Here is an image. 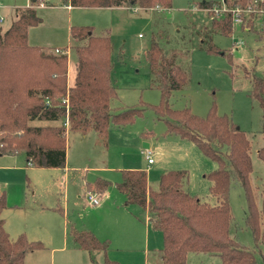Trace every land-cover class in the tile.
Segmentation results:
<instances>
[{"label": "trees", "instance_id": "16d2710c", "mask_svg": "<svg viewBox=\"0 0 264 264\" xmlns=\"http://www.w3.org/2000/svg\"><path fill=\"white\" fill-rule=\"evenodd\" d=\"M228 7H245L252 0H223ZM172 0H62L73 7H137L155 10L171 7ZM220 1L201 0L195 3L208 9ZM208 23L196 31L201 47L219 52L212 34L231 35L234 31L231 15L214 16L206 12ZM41 22L35 7L17 9L16 17L3 29L0 26V155L22 153L28 165L62 167L65 163L66 132L86 134L95 131L102 143L109 127L125 126L142 114L143 108L127 107L111 112L110 101L116 97L112 78L114 44L109 36L92 34L88 25L70 26L72 39L86 37L85 44L75 48L76 75L67 85L68 56L63 52H47L28 43V30ZM255 23L249 30L255 31ZM264 38V33L262 34ZM223 53V51H220ZM146 60L153 85L160 92L157 105L150 107L163 119L165 133L192 142L205 156L215 162L207 175L211 181L210 203L183 190L185 170H168L159 178L158 189L147 184V175L140 169L120 170L116 187L125 204L145 209L153 229L162 234V247L153 264H186L189 253L216 254L221 264H256L252 250L230 237L231 213L228 202L233 182L238 183L246 198L245 224L264 264V176L257 203L256 188L251 184V142L246 133L227 115H219L212 106L205 116L188 108H171L168 99L172 91L181 89L188 80L187 70L176 61V54L166 55L155 40L146 49ZM247 73V72H246ZM248 74V73H247ZM246 74V75H247ZM250 97L261 110L260 133L264 137V74H248ZM31 120L58 121L56 125H30ZM264 165V146L257 150ZM110 182L97 179L93 187L104 192ZM6 196L0 193V264H24L25 255L42 247L40 241H30L21 233L11 239L5 230L2 212ZM70 236L80 249L102 252V264H120L106 255L107 241H101L87 230L70 228Z\"/></svg>", "mask_w": 264, "mask_h": 264}, {"label": "rangeland", "instance_id": "374dc122", "mask_svg": "<svg viewBox=\"0 0 264 264\" xmlns=\"http://www.w3.org/2000/svg\"><path fill=\"white\" fill-rule=\"evenodd\" d=\"M30 1L0 0V11L6 12V19L0 26L6 29L13 8L25 6ZM199 1L201 0H172L171 7L155 10H102L84 7L66 9L61 6L62 0H47L46 5L35 2V10L41 22L30 27L28 43L45 49L71 46L68 54L72 66L75 63V48L84 43L81 38H69V25H88L92 27L94 34L109 36L114 44L112 78L117 95L110 101L109 110L114 112L120 107H138L143 108V111L132 123L125 126L111 125L110 134L103 143L93 130L88 131L84 138L77 131H68L66 154L70 169L66 188L60 175L61 168L53 172L49 169L26 168L22 153L0 155V193L5 192L8 206L2 216L9 230V237L14 239L17 233L24 231L28 240H38L43 244L41 248L25 255L24 264H102L100 256L91 262L84 252H77L82 253L83 258L70 254L71 250L52 252V248L59 246L54 235L57 236V230L62 225L66 226L69 239L68 230L71 225L79 229L83 226L82 222L93 218L89 214L93 210L91 205L78 198V195H83L84 180L92 181L97 176L108 180L110 186L107 196L110 201H115L117 197H121L114 185L121 179L120 170L139 164L145 170H151L149 184L152 189H158L159 177L156 171L153 176L152 164L147 168L146 159L140 153V149L144 148L143 143L148 140L156 141L164 151L166 165L181 162L182 156L175 154L177 148L174 141L178 138L174 134L165 133L163 119L150 107L157 105L160 100V92L153 85L146 60V49L152 38L160 44L166 55L175 53L176 61L188 72L187 83L181 89L171 92L168 99L170 107L188 108L198 116H205L214 106L219 115L229 116L246 133L251 142L250 180L256 188L259 204L264 165L257 156V150L264 146V137L260 133V107L249 95L251 83L248 74L253 71L259 75L264 74V28L256 23V30L251 32L234 26L231 35L213 33L212 42L223 53L208 52L201 47L196 34L197 30L208 23L206 12L195 6ZM241 39L243 43L238 44ZM57 123L58 121L52 120L29 121L30 125L37 126ZM2 134L4 132L0 131V136ZM179 141L183 147H194L187 140ZM193 149L197 151L196 148ZM197 153L199 160L192 155L191 161L187 157L183 159L184 164L190 165V169L186 171L187 178L183 181L182 188L213 203L215 199L208 194L211 181L207 175L216 165L202 152ZM152 157H156L155 153ZM26 176L28 188L25 186ZM228 202L231 213L230 237L252 250L256 264H261L260 251L263 250V244H254L252 234L245 224L246 198L238 183H232ZM14 204L23 207H12ZM127 207L132 212L137 209L140 213L143 212L135 204ZM187 264L221 263L216 254L190 253Z\"/></svg>", "mask_w": 264, "mask_h": 264}, {"label": "crops", "instance_id": "0c3cea01", "mask_svg": "<svg viewBox=\"0 0 264 264\" xmlns=\"http://www.w3.org/2000/svg\"><path fill=\"white\" fill-rule=\"evenodd\" d=\"M52 4L57 5L56 3H52ZM35 5H36L35 0H31L25 6L14 7L12 10V15H11L12 17H11L10 23L16 17L17 9L28 7V6L35 7ZM44 5H46V4H44ZM61 6L66 8V9L73 8V6H70V5H67L64 3H61ZM84 8H88V9L99 8L102 10H113L115 8H127V7L115 6V7H84ZM134 8H137V7H134ZM134 8H132V9H134ZM128 9H131V8H128ZM0 15L3 17V21L1 22V23H3L4 20L6 19V12L0 11ZM10 23H9V25H10ZM70 26L71 25H69V28H70ZM91 29H92V27H91ZM28 33H29V30H28ZM92 34H94L93 30H92ZM101 36H103V35H101ZM69 38H70V36H69ZM81 39H82V42L85 44L87 41V38L82 37ZM69 48H71V46L67 45V46L58 47V48L55 47L53 49L52 48H48V49L46 48V51L54 53L55 49H58L61 52H63V51L66 52V54L68 56L67 85L71 86L74 83V79H75V75H76V61L71 66L70 61H69V54H68ZM72 77H73V81L71 82ZM121 109H125V108H122V107L118 108V110H121ZM118 110H115V111H118ZM67 132H66V134H67ZM79 134H80L81 138H84L86 136V134H82V133H79ZM109 134H110V128L108 131V136H109ZM174 136H176L175 138H178V140L175 139L177 141H174L175 142V148H177V149H175V154L180 155L182 157L180 159L181 162L176 163V164H172V165L171 164H169V165L165 164L164 159H163V158H165L163 155L164 151H162V149H160V146L158 145V143H156V141L152 142V141L148 140L147 142L143 143V144H146V146L143 145V147H148L149 149H151L152 155L154 153L156 155V157L153 158L152 163H150V164H152L151 169L153 171V176L155 175V171H156L159 178L163 172H166L168 170H185V171H188L190 169V165L186 164V163L184 164L183 159L187 157V158H189V161H191L190 160L191 155L193 157H197L199 160L200 157H199V153H197V152L199 151L201 153V151L192 142L187 140L190 142L191 146H194V147H189V146L183 147L182 142L179 140H186V139L180 138L177 135H174ZM193 148H196L197 151H195V149H193ZM141 149H140V153H141ZM13 155H16V154H13ZM67 158H68L67 154L65 153V163H64V166H62V167H49V168L35 167V168L49 169L52 172L54 170H57L58 168H61L60 175L62 176L63 180L65 181V188H66V184H67L66 180H67V182L69 181L68 171L70 169L69 166L67 165V163H68ZM24 163H25L26 168L34 167V166L27 164L25 157H24ZM150 164L147 163V168L150 167L149 166ZM197 167H200V165H197ZM12 168H13V166H12ZM129 168L130 169L144 170L146 172V175H147V184L152 189V187L149 184V175H150L151 170L147 171L144 169L143 166H140L139 164H135L134 166H129ZM124 169H128V168H124ZM56 173H57V171H56ZM97 179H104V178L97 176L92 181H89L86 179L84 180L83 195L82 196L78 195V198H80L81 200L83 199L85 201V203H89L91 205L93 210H90L91 213L89 212V214H91V216H93V218H91V219L89 218V220L85 221L84 223L82 222V225H83L82 228H79V229L76 228V229L90 231L99 240L107 241L108 242V248L106 251L107 257L110 259H114V260L118 261L120 264H153L154 263L153 261L155 260V258H154L155 255L157 254L158 250L162 247V234H161V232L159 230L153 229L151 227L149 220H148V213L145 209H143L137 205V207H139L143 210L144 215H143V212L140 213L139 209L135 210L134 212L128 210V207H127L128 205L125 204L123 194L120 193V191L117 189L116 182L114 183V185H115L116 189L118 190V192L121 194V197H117V200H115V201H110L108 199V196H107L108 188L102 193H99L97 190L94 189L93 183ZM104 180H106V179H104ZM158 183H159V180H158ZM25 186H26V188L29 187V182H28L27 176H26ZM109 186H110V184H109ZM2 192H4V191H2ZM88 193L95 194L97 199H98V202L97 203H91L87 198ZM24 194L26 196V191H24ZM15 206L17 208L23 207V206H19V205H15V204L12 207H15ZM7 207L8 206H6V208ZM61 210L64 214V209L62 208ZM2 218L4 220L5 230L7 231L8 235H9V230H8L7 226L5 225L4 216H2ZM65 227L66 226L62 225L60 230H57L58 231L57 236L54 235L55 241H57L56 243L59 246L52 248V252L54 250H61V251L71 250V251H69L70 254H73L74 256L79 255V256H82V258H83L82 253H77V252H84L83 254H85V257L87 258V260H90L91 262L95 261V258L97 256H100L102 258V261H103V253L102 252H93L90 254L88 251L78 248V246L73 242L72 237L70 236V228L73 226L71 225L69 230H68L69 239L67 237ZM21 233L24 234L25 232L21 231V232L17 233L16 236H18ZM160 234H161V236H160ZM29 240L30 241H38V240H33V239H29ZM136 253L138 254V256ZM189 254H188V256H189ZM187 259H188V257H187Z\"/></svg>", "mask_w": 264, "mask_h": 264}, {"label": "built area", "instance_id": "2783aa9c", "mask_svg": "<svg viewBox=\"0 0 264 264\" xmlns=\"http://www.w3.org/2000/svg\"><path fill=\"white\" fill-rule=\"evenodd\" d=\"M39 1V2H38ZM47 0H35L38 5H44ZM2 5H0V8ZM205 12H213L214 16H222L225 14L231 15L232 23L234 26H238L240 29L249 30L252 23H259V26L264 28V0H252L251 3L245 7L234 6L228 7L223 0H220L219 4H215L208 9H202ZM3 21V17L0 15V23ZM243 40H239L238 44H242ZM55 52H60L55 49ZM141 153L146 158L148 164L152 163V151L148 147L141 149ZM87 198L91 203H97L98 199L95 194L88 193Z\"/></svg>", "mask_w": 264, "mask_h": 264}, {"label": "water", "instance_id": "95a60500", "mask_svg": "<svg viewBox=\"0 0 264 264\" xmlns=\"http://www.w3.org/2000/svg\"><path fill=\"white\" fill-rule=\"evenodd\" d=\"M144 146H146V144H143Z\"/></svg>", "mask_w": 264, "mask_h": 264}]
</instances>
